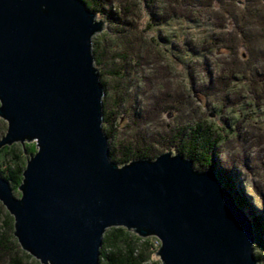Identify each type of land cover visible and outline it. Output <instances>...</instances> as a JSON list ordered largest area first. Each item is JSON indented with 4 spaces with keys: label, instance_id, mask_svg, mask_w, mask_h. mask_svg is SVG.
<instances>
[{
    "label": "water",
    "instance_id": "obj_1",
    "mask_svg": "<svg viewBox=\"0 0 264 264\" xmlns=\"http://www.w3.org/2000/svg\"><path fill=\"white\" fill-rule=\"evenodd\" d=\"M105 28L85 0H0V149L37 146L19 198L0 172L22 249L42 264H100L106 230L123 226L160 240V264H259L264 210L216 164L172 151L112 160L92 46Z\"/></svg>",
    "mask_w": 264,
    "mask_h": 264
},
{
    "label": "trees",
    "instance_id": "obj_2",
    "mask_svg": "<svg viewBox=\"0 0 264 264\" xmlns=\"http://www.w3.org/2000/svg\"><path fill=\"white\" fill-rule=\"evenodd\" d=\"M85 1L88 4L89 9L103 15L104 18L101 19H103L106 24L111 23L112 19H116L119 23L118 31L111 26H107V32L100 35L101 38L110 33L115 35V39L112 38L113 42L110 46L111 49L108 50L107 54L110 55L112 51L115 53L118 50L123 49L124 44L122 42L123 38H125L123 36L124 34L129 35L126 34V30L135 29L134 21L138 16L136 11V8L138 7L133 5L130 0H121L118 4V9H116V11L119 12L115 13L106 11L107 8L104 7L105 4L110 5L112 3L111 0H101L103 2L102 5L99 4V0ZM147 1L149 4L146 7V12L144 13L142 10V13L138 16V18H141V24L144 26V31H149L150 33L156 27L171 24V21L179 18L185 24H193L194 27L198 26L203 28L210 24V28L216 26L218 30L222 27L229 28L231 31H228V33L238 30L239 42L233 45L225 40V37L221 38L218 35L220 38H215L217 34L212 33L208 35V38H206L205 41H208L209 43L210 39L213 40V43L215 42L214 44L209 43L208 46L204 44L205 46L200 45L199 47V44L184 41L183 47L170 45V48H168L165 44L170 42L168 39L169 37L152 35V38L147 40L148 47L145 48H147L151 54L154 49L155 55H152H154L155 58L157 57L160 62L165 61V59L170 61L169 58H172L176 63L177 61L180 62L184 68L183 75L188 80L189 84L185 87L182 86L179 88L178 86H181L182 84L176 86L173 85L172 82L170 83L169 80L165 81L167 76L165 75L164 69L160 70L157 75V80L164 79V82H152L150 79L156 78V75L150 76V78L146 76L143 79L140 78L141 80L137 81L139 84L138 95L141 96L143 93H146L143 89L144 86L151 88L154 83V87H157V91L151 95L152 98L148 99L156 100V98L162 97L164 100L167 99L166 101L170 100L171 102L169 106L171 107V110H165L166 106L165 108H161L164 109L162 110L161 116H163L164 113H167V116L173 119L170 124L163 121L162 118H157L160 116L151 117L150 110L145 116L147 119L141 123L137 122L135 125V120H142V117L138 115V112H141V102L138 101L137 104H131L134 119H130L129 116L127 119L128 121L123 126L118 123L120 130L116 131L117 133H119V131L121 132L122 127V129L125 128L126 131L129 130V133L133 130H136L137 132L138 128L143 129V126L146 125L147 129L144 128L145 131L147 130L144 135L146 138H143L142 142L136 141L137 143H131L128 136L127 142L125 141L126 144H123L124 148L122 152L118 155L114 153L115 142L113 141V130L116 129L117 118H121L122 115L119 117L117 114L115 115L113 110L106 108V103L104 102V130L110 138L111 148L113 146V149H111L112 160L120 165H124L127 164L130 159H154L156 157V155H154L156 145H160L162 142L165 143L164 140L161 141L158 138L156 133L155 136L153 134L154 130H156L155 127L160 120L161 122L169 124L170 130H172L170 132H173V138L176 137L182 142L177 151L185 157L193 159L196 167L207 169L210 165L217 162L222 170L221 174L228 180H231L232 176L235 174L236 178H238V174L247 183L249 181L259 188V190L262 189V183H259L256 178L264 180V147L262 148L254 143L253 138L256 137L254 133H252V136H250L248 132L243 133L240 131V128H238V125L237 129H235L234 123L239 120L232 119L233 115L226 116L221 114L222 109H235L231 107L245 99L246 101L243 102V106L240 109H255L254 112L258 115V112L260 111L259 109L264 107V17L259 13V1L180 0L181 4L177 3L175 0ZM192 9L196 13H206L207 17L202 19L201 17L199 18V16H194L192 14ZM120 10L124 11V13ZM163 11L164 13H167L162 15ZM120 12L124 17L120 15ZM223 12L225 13L226 24L215 23L214 19L218 17L219 22L221 20V14L224 16ZM110 14L113 15V17H111ZM130 18L133 19L131 20ZM200 19L205 21H201ZM206 30L202 31L208 33ZM121 31H124V33ZM99 38L97 39L99 40ZM107 38L108 37L105 36L104 39L101 40H110ZM216 40L218 42H216ZM94 41L95 39H93V42ZM98 42L99 41H96L94 43L96 47L93 45L95 64L97 66L100 65L97 54V49L99 48ZM220 42H224V45H222L224 48L223 51H227L229 54V60L227 61L225 68L219 62H214L215 60L210 64L209 60L206 58V53L209 52L213 55L216 51L215 48H217V50L221 48V45L216 47V45L221 44ZM105 43L110 42L106 41ZM159 46H162L163 49ZM240 49H242L241 53ZM126 50L128 51L126 47L121 50V52H124L122 59L126 58ZM142 53L145 54L143 50ZM148 57H150V54ZM201 59L203 60L199 64L198 62ZM135 63V66L141 69L143 65L150 66L151 60L149 58L138 59ZM199 65L201 66L200 69L198 68ZM210 65L214 66L217 72H215L214 68H210ZM125 67L127 68L125 65L124 68H122V71H124ZM119 71H121V69H119ZM122 71H112V73L117 74L118 72L120 75L118 80L115 81V85L116 87H121L119 89L121 92L123 90L126 91L127 88V82H125L127 79L124 77V72L122 73ZM211 73H216V77H211ZM221 73H230V79L232 81H230L228 85L225 81V77ZM240 75L242 77H240ZM100 76L102 83L106 88L107 83L103 78L102 71H100ZM168 81L169 83H167ZM123 82H125L126 85L123 86ZM147 82H149V85H146ZM230 83H232L233 87ZM239 86L244 87L246 95H236L232 97L235 87ZM159 87L161 88L159 89ZM229 87L230 91H227ZM174 92H176L175 95ZM141 97L143 98L141 99L142 102H149L143 96ZM211 98L213 99L211 100ZM107 99L108 93L107 96H105L104 101ZM229 99L232 100L231 104V101H228ZM177 100L180 103L174 102ZM209 100L210 102H208ZM211 102H213V107L215 108V111L212 113L209 112ZM152 105L153 104H151V106ZM180 109L182 110L180 111ZM185 109H195V112H198L200 109L205 110L203 112L200 111L199 114L195 116L187 117L185 115L188 113H183ZM248 114L250 116L253 113ZM248 121H253V119L249 118ZM242 122H245V119H243ZM257 123L255 124L254 129H256L255 132L258 131L259 134L257 136L260 137V130H263L264 132V127L262 128ZM3 129H6L5 125L3 126ZM137 133L134 134L135 137H138ZM117 135L120 136L121 133ZM235 135L239 138V145H237L239 150L235 151L237 153L233 155L232 152L236 146L235 144L232 146V144L228 143L231 137H235ZM171 138L170 135L166 138L168 139V143L173 141ZM251 146L252 148L256 147L257 150L255 153L249 154ZM24 148L28 150V154H25ZM167 149L169 148L167 147ZM36 151L37 146L34 142L26 143L25 147L21 143H15L10 146H4L0 149V172L3 177L11 182L15 190L23 180V171L26 167L29 154ZM223 151L230 159L228 160L227 158L225 162H231L233 164V167L231 168L233 171L228 172L229 167L226 166V168L220 164V162H222V156L226 158ZM3 159L6 160L3 161ZM231 172H234L235 174H231ZM244 172L246 175H244ZM1 210L3 215H0V264H41L20 248L18 239L14 234L13 217L2 205H0V211ZM255 242V246L257 248L258 246L261 247L264 251V242L259 240V238H257ZM158 246L159 240L155 236L141 237L127 228L112 227L105 232L103 237L100 264H159V260L153 257L159 248ZM256 256L259 264H264V255L257 253Z\"/></svg>",
    "mask_w": 264,
    "mask_h": 264
},
{
    "label": "rangeland",
    "instance_id": "obj_3",
    "mask_svg": "<svg viewBox=\"0 0 264 264\" xmlns=\"http://www.w3.org/2000/svg\"><path fill=\"white\" fill-rule=\"evenodd\" d=\"M120 1L121 0H111L112 3L110 5L105 4L104 7L107 8L106 11L118 13L119 11L117 12L116 9H118V4H119ZM175 1L177 3H179V4H181L180 0H175ZM258 1H259L258 9L260 10L259 13L264 17V0H258ZM130 2L133 5L138 7V8H136L138 16L142 13L141 12L142 10L144 11V13L146 12V10H147L146 7L149 4L147 0H130ZM102 3L103 2L101 0H99V4L102 5ZM120 11H122V10H120ZM122 12L124 13V11H122ZM166 13H164V11H163L162 15H165ZM121 14L122 13L120 12V15ZM159 14H160V12H159ZM192 14L194 16H196V17L199 16V18L201 17L202 19L207 17L206 13H204V12L203 13H201V12L196 13V12L193 11V9H192ZM223 14H224V16L221 14V20L219 22H218V17L216 19H214L215 23H222L224 25L226 24V22H225V13L223 12ZM138 16H137L136 20L134 21L135 29H132V30L129 29L128 30L129 33L126 30V34H129V35H125L124 34V36H123L125 38H123V42L122 43L124 44V48L126 47L128 49V51H125V55H126L125 59L124 58L122 59L124 52H121V50H123L124 48L118 50L115 53H114V51H112L110 53V55L107 54L108 50L111 49L110 46H111V43L113 42L112 38L115 39V35L113 33L105 35V36L108 37L107 39H110V40H106V41H108L110 43H105L106 41L101 40V39H104L105 36L102 37V38L100 36V35H102V33H106L107 32V26H111V27L115 28L116 31H118L119 23L117 22L116 19H112L111 20L112 22L109 23L110 25L106 24V28L102 32H97L93 36V39H95V41L94 42L92 41V46L94 45V47H96V45L94 43L96 41H99L98 42L99 48L97 49L98 50L97 54H98V60L100 62V65L99 66H97L96 64L95 65L99 68V73H100V71H102L103 78L106 80V83H107V86L105 88V96H107V93H108V99L106 101H104L106 103V108L110 109V110H113L115 112V115L117 114L118 117L120 115H122L121 118H117L118 120H117L116 129L113 130L114 138H115V136L117 134L121 133L120 136L117 135L115 139L113 138V141L115 142V144H114V153L116 155H118V154H120V152H122V150L124 148L123 144H126L128 136H129V139H130L131 143L132 142L133 143L134 142L135 143L142 142L143 138H146V136H144L146 134V131H147V130L146 131L144 130V128L147 129L146 125L143 126L144 127L143 129L135 128V129H137L138 133L136 132V130H133V129H130V130H133V131H131L129 133L128 132L129 130L126 131V129L125 128L122 129V127H121V132L119 131V133H117V131H116V130H120V126H118L119 125L118 123H120V125L123 126L128 121L127 119L129 118V116H130V119L133 118V114H132V110H131V104H134V103L137 104L138 101L141 102V106H140L141 112H138V115L142 117V120H135V125L137 124V122L141 123L142 121H145L147 119V118H145V116L147 115V113L150 110H151V112H150V114H151L150 116L151 117L160 116V117H157V118H162L163 121H166L167 123L171 124L173 118L167 116V113H164L163 116H161L162 110H164V109H161V108H165V106H166L165 110H171L170 109L171 107L169 106L171 101L170 100L166 101L167 99L164 100L162 97H158V98H156V100L155 99H150V100L148 99V98H152L151 95H153L154 92L157 91V87H154V83L155 82L160 83V81L164 82V79H161L159 81L157 80V75H158V72L160 70L164 69L165 75L167 76L165 81L169 80L170 83L172 82V84L176 85V86H178L179 84H182L181 86H178L179 88L182 87V86L185 87V86H187L189 84L188 80L183 75V69L184 68H183V65L180 64V62L177 61V63H176L172 58H169L170 61L165 59V61L160 62L159 59H157V57L155 58V56H154L155 55L154 49L152 51L153 52L152 54H154V55H152L151 52H149V50H147V48H145V47H148L147 40L152 38L151 37L152 35H157V36H161V37H169L168 39L170 40V42H168V44H165V46L168 47V48H170L169 47L170 45H174L175 47H178V46L179 47H183L184 41H189L191 43L194 42L195 44H199V47H200V45L205 46L204 44H206L208 46L209 43L210 44L213 43V40L209 39V43H208V41H205V39L208 38V35H210L212 33L213 34L214 33L217 34V36H215V38H217L219 36L221 38L225 37V40H227L229 43H231L233 45L235 43L239 42L238 30H235L233 32L228 33V31H231L229 28L222 27V28H219V30H218L216 28V26L210 28V24H208L207 27H203V28L198 27V26L194 27L193 24H185L179 18H176L173 21H171V24L162 25V26L156 27L153 31H151L149 33V31H144V26L141 24V18L140 17L138 18ZM98 17L99 18H104L101 13H98ZM111 17H113V15H111ZM111 17H110V19H111ZM127 18H129V17H127ZM130 19L132 20L133 18H130ZM202 19H200V20L201 21H205V20H202ZM202 30H206V31H208V33L205 32V31H202ZM121 32L124 33V31H121ZM99 36H100V38H99ZM97 38H99V40ZM188 38H190V39H188ZM216 42H218V41L216 40ZM220 43L221 44L216 45V47H219L221 45V48H219V50H217V48H215L216 51H215V53L213 55L210 54L209 52L206 53V58L209 60L210 64H212V62L215 60L214 62H219L225 68L226 67L225 65H227L226 63L229 60L228 59L229 54H228L227 51H223L224 48H223L222 45H224V42H220ZM159 47L162 48V46H159ZM142 50H143V52H145V54L142 53ZM241 51H242V49H240V53H241ZM105 54H106V56H105ZM149 54H150V57H148ZM146 58H149L151 60L150 66L143 65L141 67V69H139V68H137L135 66L136 65L135 61L136 60H138V59H146ZM156 59H157V61H156ZM202 60L203 59H201L198 63L200 64L202 62ZM125 65L127 66V68L125 67L124 71H122V68H124ZM198 68L200 69L201 66L199 65ZM210 68H214L215 72H217L214 66L210 65ZM119 69H121V71L124 72L123 73L124 77L127 79L125 81V82H127L126 91L123 90L122 93H121V90H119L120 88L116 87V85H115V81L118 80V78L120 76L118 74V72H121V71H119ZM113 70L118 71L117 72L118 75L115 74V73H112ZM221 74L225 77V81H226V83L228 85L229 82L232 81L230 79V73H226V74L225 73H221ZM153 75H156V78L150 79L152 82H154L152 84V86H151L152 89L150 87L144 86L143 89L145 90L146 93H143L141 95L145 99H147L149 102H147V101L142 102L141 99H143V98L140 95H138V86H139V84H138L137 81L143 79L145 76L150 78V76H153ZM211 77L215 78L216 77V73H211ZM240 77H242V76L240 75ZM169 81L167 83H169ZM125 82H123V86L126 85ZM147 85H149V82L147 83ZM230 85L232 86V83H230ZM160 88L161 87H159V89ZM227 91H230V87L227 89ZM175 94H176V92L174 93V95ZM135 95H136V97H135ZM236 95H243V96L246 95L244 87H241V86L235 87L234 94L232 95V97L236 96ZM105 96H104L103 100H105ZM212 99L213 98H211V100ZM228 101H231L230 104L232 103V100L229 99ZM245 101H246V99L245 100H241L237 105H234V106L231 107V108H235V109H222V113L221 114L226 115V116L233 115L232 119L239 120L236 123H234L235 129H237V125H238V128H240L241 132H243V133H247L248 132V134H250V136H252V133H254V135L256 136V137L253 138L254 143L258 144L259 146H261L263 148L264 147V132H263V130H260V137L257 136L259 133H258V131L255 132L256 129H254V126L258 122L257 123L258 125H260L262 128L264 127V107L262 109H259L260 111L259 112L257 111L258 115H256V113L254 112L255 109H240V108H242L243 102H245ZM174 102L180 103L178 100L174 101ZM208 102H210V100ZM151 104H153V105L151 106ZM147 105H148V107H147ZM209 108H210L209 109L210 113L215 111L214 110L215 108L213 107V102H211ZM104 109H105V105H104ZM206 109H208V108H206ZM181 110L182 109H180V111ZM204 110L205 109H200L198 112H195V109H185L183 111V113L184 112L188 113L185 116L192 117V116H195V115L199 114L200 111L203 112ZM125 112H126V114H125ZM241 113H242V115H241ZM248 113H253V114H251L249 116ZM110 116H111V112H110ZM249 118H252L253 121H248ZM243 119H245V122H242ZM4 125L6 127L5 130L3 129ZM7 127H8V124H7L6 120H4L2 117H0V132H1L0 133L1 134L0 135V141L2 140V137L5 135V133L7 131ZM103 127H104V122H103ZM155 129L157 131L154 130V133H153L154 136H155V133H156L158 138L161 141L164 140L165 143L162 142L160 145H156V151H155L154 155H156V157H157L159 154H161L163 152H167V151H172L174 154L179 153L177 151V149H179V147L182 144V142H180L179 139L176 138V137L173 138V132H170L172 130H170L169 124H166V123L161 122L159 120V123L155 127ZM136 133L138 134V137L134 136V134H136ZM168 135H170V138L172 137L171 138L173 140V141L171 140L172 142H169V143L167 142L168 139H166V138L168 137ZM238 140H239V138H237V136L235 135V137H231V139H230V141L228 143V144H232V146L235 144V146H236V148L233 150V152L231 151L233 153V155H235L237 153L235 151L239 150V148L237 146V145H239L238 144L239 143ZM109 141H110V138H109ZM251 141H252V138H251ZM32 142L36 143L35 141H32ZM155 144H156V142H155ZM167 147L169 149H167ZM111 149H113V146H112ZM256 150H257L256 147L252 148V146H251L250 149H249V154L255 153ZM179 154H181V153H179ZM224 154L226 155V158H224L222 156V162H220V164L222 166H224V167H226V166L229 167L228 172L233 171L231 169L233 167V164L231 162H229V163L225 162L228 157H227V154L225 152H224ZM5 160L6 159H3V161H5ZM130 160L132 161V159H130ZM130 160L128 161V163L131 162ZM228 160H230V159L228 158ZM215 164L220 168V165L217 162H215ZM4 167H6V166H4ZM197 169H201V168L197 167ZM231 174H235V173L231 172ZM235 175L232 176L231 179L237 184L238 190L249 201V203L252 206V208L253 207L254 208L257 207L256 209L263 211L264 210V180H261L260 178H256V180L259 183H262V185H263V188L259 190V188H257L255 185H253V183H251L249 181L247 183L244 179H241V176H239L237 174L238 178H236ZM242 175H243V172H242ZM244 175H246L245 172H244ZM248 178H247V180H248ZM11 186H12V184H11ZM13 192H14L16 197L19 198L21 196L20 190L18 188L16 190L13 188ZM0 205H2L7 212H9L7 210V208H6V206L1 201H0ZM0 215L1 216L3 215L2 210L0 211ZM10 215L13 217V215L11 213H10ZM0 225H1V220H0ZM13 227H14V217H13ZM115 227H123V226H115ZM134 233H136V232H134ZM152 236H154V235H149L147 237H152ZM160 243L161 242L159 240V246H160ZM20 248H22L21 245H20ZM22 250H24V249H22ZM24 251L26 253L30 254L26 250H24ZM255 253H259V254L261 253V254L264 255L263 249L261 247H259V246H258V248L257 247L255 248ZM153 257L155 259L159 260V264L161 263L160 258L158 257V255H156V253L153 255ZM32 258L37 260V261H39V259H37L34 256H32ZM39 262L41 263V261H39Z\"/></svg>",
    "mask_w": 264,
    "mask_h": 264
},
{
    "label": "bare ground",
    "instance_id": "obj_4",
    "mask_svg": "<svg viewBox=\"0 0 264 264\" xmlns=\"http://www.w3.org/2000/svg\"><path fill=\"white\" fill-rule=\"evenodd\" d=\"M131 12V11H130ZM122 15V14H121ZM98 19H100L99 17H98ZM127 38V37H126ZM205 43V42H204ZM211 48V47H210ZM127 51V50H126ZM130 53V52H129ZM143 64V63H142ZM140 66V65H139ZM123 73V72H122ZM139 79V78H138ZM134 81V80H133ZM148 83V82H147ZM118 85V84H117ZM147 85V84H146ZM121 88V87H120ZM122 93V92H121ZM175 93V92H174ZM165 132V131H164Z\"/></svg>",
    "mask_w": 264,
    "mask_h": 264
}]
</instances>
